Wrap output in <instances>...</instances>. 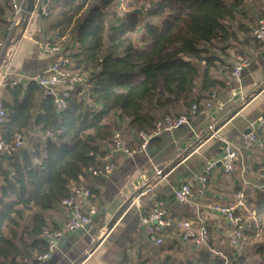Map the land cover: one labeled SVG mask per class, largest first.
<instances>
[{
  "label": "trees",
  "instance_id": "16d2710c",
  "mask_svg": "<svg viewBox=\"0 0 264 264\" xmlns=\"http://www.w3.org/2000/svg\"><path fill=\"white\" fill-rule=\"evenodd\" d=\"M246 1L50 0L43 19L51 40L65 47L71 70L83 73L90 87L71 90L61 113L33 80L6 87L7 117L0 135L8 144L20 133L23 145L12 157L0 153V264L35 263L47 248L44 231L59 228L49 213L74 187L89 189L91 197L98 194L103 178L88 170L107 163L115 133L135 151L142 143L140 132L150 133L166 115L190 117L192 104L225 88L223 76L233 65L230 50L244 54L263 45L252 38L255 19ZM9 6V0H0L1 28ZM244 153L246 176L263 175L264 150ZM243 191L246 205L261 219L264 192ZM240 212L235 215L245 213ZM261 229L264 233V224ZM256 231L249 220L243 230L249 246L233 248L230 234L208 228V241L192 257L167 263L264 264V243L256 241Z\"/></svg>",
  "mask_w": 264,
  "mask_h": 264
},
{
  "label": "crops",
  "instance_id": "0c3cea01",
  "mask_svg": "<svg viewBox=\"0 0 264 264\" xmlns=\"http://www.w3.org/2000/svg\"><path fill=\"white\" fill-rule=\"evenodd\" d=\"M19 1H24L28 10V0ZM259 4L258 10L264 12V1ZM32 11L30 18L26 16L28 22L19 29L13 57L7 64L9 78L24 84L41 75L51 62V57L42 54L40 43L53 42V33L47 31L44 16L36 9ZM2 30L3 26L0 34ZM243 53L248 66L239 79L225 82L212 108L202 113L205 101L201 102L200 111L187 117L188 124L163 133L143 149L131 151V155L107 154L106 162L113 169L103 177L98 194L89 200L95 207L91 223L86 231L65 233L51 257L41 264H168L167 259H177L183 248L192 257L197 247L182 243L177 232L166 231L159 246L146 237L140 219L150 211L153 199L163 202L176 219L204 224L220 233L231 230L223 217L210 212L208 206L234 203L235 183H241L246 176L247 158L243 151L239 162H244L242 174L236 171L223 174L220 168L215 169L208 178L204 197L180 203L173 197V191L202 172L208 162L219 158L223 142L240 147L241 134L264 113V44L259 50L249 48ZM238 54L233 56L234 62ZM6 87L0 86V102L7 99ZM208 124L216 135L205 130ZM30 127L28 132L34 136V128ZM199 131L201 140L197 139ZM157 170L163 171V178L155 191L135 201L142 179L151 182ZM49 218L60 227L67 219V209L59 205L49 213Z\"/></svg>",
  "mask_w": 264,
  "mask_h": 264
},
{
  "label": "built area",
  "instance_id": "2783aa9c",
  "mask_svg": "<svg viewBox=\"0 0 264 264\" xmlns=\"http://www.w3.org/2000/svg\"><path fill=\"white\" fill-rule=\"evenodd\" d=\"M9 8L2 18L3 30L1 31L0 39V86L6 85L9 88L16 86L19 81L17 79L9 78L7 71V64L13 57L14 48L17 43V35L19 29L25 25L33 14V11L28 12L25 8L24 1L9 0ZM38 10L41 16H48L50 9V0H36L33 5V10ZM252 38L261 44H264V18H259L252 29ZM40 49L44 56L51 57V62L48 68L41 74L33 78L41 88L42 97L52 98L56 110L61 113L65 110L67 102L71 98V90L81 88L82 92L89 89L90 85L86 84L85 75L80 71L71 70V62L65 52V47L60 42L43 41L40 43ZM248 66L247 59L241 54L236 55L232 70L224 77V81H231L239 79L241 72ZM217 99V93L213 91L208 100L204 102L203 110L212 108L214 101ZM199 106L192 104L190 107L191 114L199 112ZM7 111L0 102V127L6 122ZM188 124L186 115H179L172 117L169 115L159 119L153 130L150 133L140 132L139 137L142 140L140 148L143 149L150 141L159 137L163 133L171 132ZM216 132L213 126L208 124L206 129ZM264 131V113L260 115L255 122L240 136V147H236L229 142H223L221 146L220 157L214 159L206 165L202 172L193 178L181 183L173 191V196L177 202H186L195 197H204L207 192L208 178L212 171L220 168L224 174L232 173L236 165L241 161L242 151H250L254 148L264 150V138L262 133ZM47 137H51L50 132L46 133ZM202 131L197 134V139H202ZM201 137V138H200ZM23 145V136L16 133L10 143H5L0 135V153L7 157H12L15 151H18ZM112 153H121L123 155H131V151L127 148L126 142L121 138L119 133H115L112 138ZM113 167L110 164H104L102 168H89L92 176L103 178L112 171ZM262 183L258 187L260 191L264 192V174L261 175ZM163 178V171L157 170L151 178V182H147L143 178L140 191L134 198L139 201L141 197L147 196L155 191L157 183ZM256 190H258L255 187ZM91 192L84 187H74L70 195L63 199L60 205L67 209L66 221L57 229L45 230L43 238L47 243L46 251L35 258V263L27 264H41L49 259L53 252L57 249L60 239L65 233L73 231H86L88 225L91 223L92 217L95 215V207L90 203ZM244 191L240 189L234 196V203L230 206H222L219 204H211L208 210L216 215H220L226 221L231 230L224 231L223 234H230L229 245L237 248L243 240L242 218L235 215L236 211H244L256 223V235L258 236L263 221L261 224L258 220L257 212L250 209L246 205ZM85 209V210H83ZM146 237L156 246H159L163 241V235L166 231L171 230L177 232V236L182 243H190L196 247L204 245L209 238L208 227L204 224H199L191 220H179L172 217L166 205L153 199L149 213L140 219Z\"/></svg>",
  "mask_w": 264,
  "mask_h": 264
},
{
  "label": "rangeland",
  "instance_id": "374dc122",
  "mask_svg": "<svg viewBox=\"0 0 264 264\" xmlns=\"http://www.w3.org/2000/svg\"><path fill=\"white\" fill-rule=\"evenodd\" d=\"M264 1V0H263ZM260 2H262V0H247L246 1V6H247V8H248V10H251L252 11V14H253V19H255V20H253V24H252V29H253V27L255 26V24H256V16L258 15V13L260 12V10H258L259 9V6H260ZM122 6V8H123V5H121ZM65 44L68 46V45H71L72 44V41H71V39L70 38H66L65 39ZM230 55H231V57H230V63H234V57L233 56H235V53H237V50L236 49H232V50H230ZM244 55V54H243ZM262 135H263V138H264V131H263V133H262ZM30 146V142L28 141V143L26 144L25 143V147H29ZM239 164V163H238ZM237 164V165H238ZM239 168V170L240 171H242V169H241V167H239V165L238 166H236V170ZM241 174H242V172H240ZM263 179H262V177H261V175H259L258 174V176H253V175H247V176H245L243 179H242V182L240 183L241 184V186L243 187L242 189L243 190H245V188H248V187H253V188H257L258 189V187L261 185V183L263 182L262 181ZM259 191H260V189H258ZM232 191H233V189H232ZM263 192V191H262ZM240 213H244V212H240ZM239 217H241L242 218V223H243V227H246L247 226V223H248V221H249V217H248V215L246 214V212L244 213V215L243 214H240V215H238ZM263 221L264 220V215H262V217H261V219H259V221ZM263 224H264V222H263ZM262 230V229H261ZM264 233H263V231H260V233H259V235L257 236L256 235V241L257 242H263L264 243ZM244 244V246L245 245H248L249 246V242H248V244H247V242H246V240L243 238V240H242V242L239 244V246H241V245H243ZM238 246V247H239ZM181 250V255H178L177 257V259H179V260H182V261H186V260H188L189 259V257H191V255L192 254H190L189 253V250H186L185 248H183V249H180ZM194 254V253H193Z\"/></svg>",
  "mask_w": 264,
  "mask_h": 264
},
{
  "label": "water",
  "instance_id": "95a60500",
  "mask_svg": "<svg viewBox=\"0 0 264 264\" xmlns=\"http://www.w3.org/2000/svg\"><path fill=\"white\" fill-rule=\"evenodd\" d=\"M34 3V0H28V10L31 12L32 11V9H33V4ZM248 131V129L245 131V132H247ZM174 197V196H173ZM170 199H172V198H170Z\"/></svg>",
  "mask_w": 264,
  "mask_h": 264
}]
</instances>
